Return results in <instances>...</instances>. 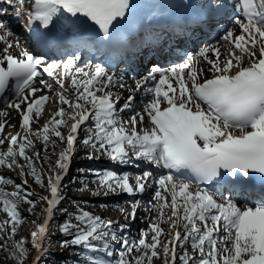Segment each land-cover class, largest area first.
<instances>
[{"label":"snow or ice","instance_id":"snow-or-ice-1","mask_svg":"<svg viewBox=\"0 0 264 264\" xmlns=\"http://www.w3.org/2000/svg\"><path fill=\"white\" fill-rule=\"evenodd\" d=\"M14 23L28 32L23 43L7 39ZM198 31L214 32L216 43L194 53L170 48L178 62L153 63L138 78L133 70L132 84L115 70L144 37L183 47ZM0 41V166L20 169L47 193L0 175L13 186L0 188V250L13 264L33 250L30 264H45L50 225L64 237L62 251L77 250L75 264H264V0H0ZM49 101L48 118L33 128ZM36 142L53 150L51 164ZM78 149L88 160L147 162L132 176L87 169L95 188L77 189L127 194L114 205L123 222L66 195ZM149 189V222L130 241ZM67 199L73 210L60 206ZM22 202L43 215L30 240L16 238Z\"/></svg>","mask_w":264,"mask_h":264},{"label":"rangeland","instance_id":"rangeland-1","mask_svg":"<svg viewBox=\"0 0 264 264\" xmlns=\"http://www.w3.org/2000/svg\"><path fill=\"white\" fill-rule=\"evenodd\" d=\"M48 106H49L48 108L50 110L53 108V104L52 103H48ZM40 126H42V125H40ZM66 131H67V129H65L63 131V133H65ZM53 139H56V138L53 137ZM63 146L64 145H60V147H63ZM59 150H60V148L55 149V151L57 153L59 152ZM43 151L44 152H47L48 155L54 156V155H52V151L53 150L51 148H49L47 150H43ZM54 158H56V157L54 156ZM84 158H85V155H84V153H82V154L78 155V158L77 159L78 160H83ZM93 160L96 161V162H98V160H95V158ZM45 168H46V166H45ZM73 173H74V176L73 177H75V179H76V177L78 175L77 174V169ZM82 174L84 176V179L87 180L86 181L87 185L92 186V187L95 188V185L92 183V181L95 179V177L93 176V174L91 172H89L88 170L82 172ZM0 175L7 176V177L13 179L16 183H20L22 180H25L26 179L28 181V183H27L28 186H24L22 184V187L26 188V190L33 191V192L39 193L41 195H43L44 192H45L44 189L40 188L39 185H36L35 184V182H34V180H33V178L31 176H27V175L20 176L18 172H14V171H12L11 173H8L7 168L4 167V166L0 167ZM74 183H75V181H73L72 184H70V185H74ZM6 186L7 187H3L0 184V188H3L6 191L11 192L13 190V186L12 185H7L6 184ZM72 194L75 195V192L72 193ZM77 195L80 196L81 195V192H77ZM83 195H85V194H83ZM85 196L88 197L89 195H85ZM95 197H97V196H93V198H95ZM112 197H113V194H109L108 196H102V197L96 199L94 201L95 206H100V205L108 206L105 203V201H106V199H111ZM32 198L35 199L36 197L34 196ZM41 203L42 202H40L39 200H37V204L35 206V212H41ZM72 204H73L72 203V199H68V200H66V203L64 204V207L69 209L70 206H72ZM27 207H28V205L25 204V203H23V202L19 205V209L18 210L22 213L23 217L25 218V222L22 223L19 226L18 233H17V237L16 238H19V236H25V237H27L30 240V235L29 234H30L31 231H33V229H34V227L36 225L35 223H32V221H36V223H39L40 221H42L41 218H42L43 215L41 214L40 218L37 219V217L34 214H30V213H28L26 211ZM69 210H73V209H69ZM96 214H98V212H96ZM5 217H6V214L0 212V220H3ZM63 218H64L63 216L57 215V220H63ZM106 218H112V217H106ZM54 235H55V237H56V235H58V231L57 230L55 231V234ZM32 255H34V250L29 253L28 257L24 260V264H30V260H31ZM47 257L44 258V261L47 260ZM61 257L64 259V262H63L64 264H74L73 261H71L69 259L68 260L65 259L64 255H61ZM160 262H161L160 260H155V264H159ZM0 264H13L11 258L8 257L7 254L4 253L2 250H0Z\"/></svg>","mask_w":264,"mask_h":264},{"label":"bare ground","instance_id":"bare-ground-1","mask_svg":"<svg viewBox=\"0 0 264 264\" xmlns=\"http://www.w3.org/2000/svg\"><path fill=\"white\" fill-rule=\"evenodd\" d=\"M10 11H11V8H10ZM17 26H18V24H16V23H14V24H12V26H11V32H15L16 33V35L13 37V36H9V37H7V39H9V40H11V41H13V44L15 43V40L17 39V38H20V40L22 41V43L24 42V35H23V33L19 30V28H17ZM216 42V41H215ZM210 44V43H209ZM3 47H4V43L3 44H1L0 43V49H3ZM14 51H16L15 49H14ZM189 52H192V51H189ZM194 53V52H193ZM198 66H200V65H198ZM131 80H129L128 81V83L129 84H131ZM45 91V90H44ZM125 96L127 95V93H125L124 94ZM16 116L17 115H14L13 116V120L12 121H10V123L11 122H13L15 119H16V121H15V124H18V121H17V118H16ZM48 116H49V114L48 115H43L41 118H40V120H39V123L38 124H40V123H44V121L48 118ZM38 124H36L35 123V125H38ZM8 128H5V132H9V130H7ZM17 130V128L16 127H14V129H12V130H10V132H12V133H14L15 131ZM65 129L64 128H61L60 129V131L63 133V131H64ZM35 148L37 149V150H41V159L43 158V154L45 153L43 150H42V146L39 144V142H36L35 143ZM82 152V151H81ZM50 156V160H49V164H51L52 162H53V160L55 159L54 158V156H51V155H49ZM86 162L88 161V159H84ZM96 160H98V164H100V163H102V162H104V160H102V156L101 157H99V159H96ZM20 163H23V161H20ZM97 164V165H98ZM45 166H46V168H45ZM0 167H2V166H0ZM43 167L45 168V169H47V167H48V164H44L43 165ZM7 168V167H6ZM7 170H8V173H11L12 171H14V172H20V169H17V168H12V169H9V168H7ZM136 174V173H135ZM129 175H131L130 173H129ZM74 181H75V185H74V187H73V189L77 192V189L78 188H81L82 186H83V184H87L86 183V181L87 180H85L84 179V176H82V174H80V176H77L76 177V179H74ZM1 186H3V187H7L6 186V184H1ZM88 187L89 188H94V187H92V186H89L88 185ZM78 192H80V191H78ZM83 194H85V195H89L88 197H86L85 195H83ZM103 195H100V196H97V197H95V198H93V196L89 193V192H87V191H84V192H81V195L80 196H78V197H76L75 199H79V200H86L87 202H88V204H87V207H88V210H92L93 208H95L96 209V212H98V214L99 215H102L103 217H112V216H118V218H119V220L121 221V222H123V216L119 213V210H118V208H116V207H114V205L117 203V201H119V200H116V197L115 198H111V199H106V201H105V203L108 205V206H103V205H100V206H95V203H94V201L96 200V199H98V198H100V197H102ZM114 196V195H113ZM93 200V201H92ZM147 203H148V201H147ZM73 205V204H72ZM81 206H84L83 204L81 205ZM101 206H103V207H101ZM73 207H74V205H73ZM150 208V207H149ZM117 213V214H116ZM156 213L153 211L152 213H151V215H155ZM140 216V218L141 217H143L142 215H141V210H139L138 211V213H137V216ZM147 215H148V217L145 219V222H144V224L143 225H141L140 223H139V221H140V219H136V221H135V223H134V228L135 227H142V226H145L148 222H149V219H150V213H149V211H147ZM163 227L165 228V229H167L168 228V225L167 224H164L163 225ZM130 241H131V239H130ZM141 251H142V249H141ZM159 264H161V262L159 263Z\"/></svg>","mask_w":264,"mask_h":264},{"label":"trees","instance_id":"trees-1","mask_svg":"<svg viewBox=\"0 0 264 264\" xmlns=\"http://www.w3.org/2000/svg\"><path fill=\"white\" fill-rule=\"evenodd\" d=\"M64 237L60 234V238L59 239H57V240H61V239H63Z\"/></svg>","mask_w":264,"mask_h":264}]
</instances>
